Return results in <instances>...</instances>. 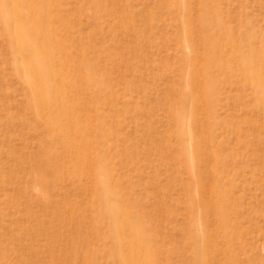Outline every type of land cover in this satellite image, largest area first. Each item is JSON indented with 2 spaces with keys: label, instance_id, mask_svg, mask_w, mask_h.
<instances>
[{
  "label": "rangeland",
  "instance_id": "obj_1",
  "mask_svg": "<svg viewBox=\"0 0 264 264\" xmlns=\"http://www.w3.org/2000/svg\"><path fill=\"white\" fill-rule=\"evenodd\" d=\"M46 4L64 75L91 73L68 88L85 141L75 161L33 106L0 19V264H264V0Z\"/></svg>",
  "mask_w": 264,
  "mask_h": 264
},
{
  "label": "bare ground",
  "instance_id": "obj_2",
  "mask_svg": "<svg viewBox=\"0 0 264 264\" xmlns=\"http://www.w3.org/2000/svg\"><path fill=\"white\" fill-rule=\"evenodd\" d=\"M0 1L2 6L0 19L5 24V28L1 29V33L11 45L12 51L19 54V57L24 61L21 71L27 77L28 86L31 90L30 99L32 104L36 109L48 111V124L56 131V134H58L61 141L73 154L76 161L82 155V151L76 145L85 141V128L75 116V109L78 104L73 99H70L68 88L71 86L72 88L75 87L76 81L79 78H82L84 81L91 80V73L80 71L76 76L75 72L73 75H64V72L72 64L70 59V44L67 40L69 36L64 37L61 35L59 28H49V23L44 19L48 8L46 0H34L37 3L35 5H32L29 0ZM18 5H24L28 11V15L23 24L13 28V11ZM202 25L205 26V29L209 27L211 30V33L206 34L204 41L206 47L205 54L207 56L210 54L211 56V53H216L213 50L217 51L218 49L217 47L216 49H212L214 45L212 46L213 39L211 37H217L219 33H216L213 31L214 28H211L216 26L213 19L204 20ZM210 34L213 35L211 36ZM55 59L57 62H55ZM211 59L212 57L209 58V60ZM193 76H195L194 73L192 74ZM55 78H59L61 81L59 88H55L52 84V80ZM70 134L73 136L78 135L79 140H73L70 138ZM103 212L112 227L110 236L113 242L112 250L117 255L118 249L122 244L119 235H117L120 221L113 206L105 204ZM128 231L131 233L132 240L138 241L140 238L142 239V232L137 230L133 225L128 226ZM142 263L134 252L129 258L122 260V264Z\"/></svg>",
  "mask_w": 264,
  "mask_h": 264
}]
</instances>
